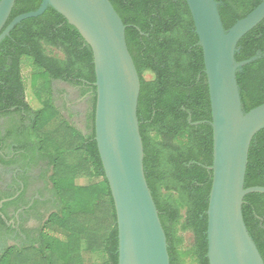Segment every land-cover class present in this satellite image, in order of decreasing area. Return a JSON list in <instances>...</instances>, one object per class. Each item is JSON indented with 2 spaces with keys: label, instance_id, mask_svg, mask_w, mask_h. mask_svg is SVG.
Wrapping results in <instances>:
<instances>
[{
  "label": "trees",
  "instance_id": "16d2710c",
  "mask_svg": "<svg viewBox=\"0 0 264 264\" xmlns=\"http://www.w3.org/2000/svg\"><path fill=\"white\" fill-rule=\"evenodd\" d=\"M215 1L227 31L262 0ZM41 2L17 0L5 27L36 11ZM109 2L126 26V45L140 79L137 118L144 173L169 263L181 264L180 230L193 236L196 264H209L206 212L213 132L202 50L190 11L185 0ZM257 53L264 54V20L241 38L235 61ZM25 59L34 67L29 86H41L36 91L43 104L39 110L25 101ZM146 72L151 80L143 78ZM236 80L244 113L264 104V56L238 71ZM94 83L90 48L50 7L16 25L1 41L0 150H7L0 153V166L18 167L20 182L16 189L4 186L0 174V202L7 200L0 208V241L13 236L28 245L0 250V264H84V255L96 252L105 254L103 264H117L116 217L94 141ZM33 173L38 178L32 180ZM80 176L101 180L80 186L75 183ZM40 183L41 189L36 188ZM47 185L53 199L44 193ZM257 186L264 187V130L252 139L245 173L244 187ZM41 208L48 215L31 233L24 223L32 215L41 221ZM242 215L264 262V194L245 196ZM17 220L20 231L10 223Z\"/></svg>",
  "mask_w": 264,
  "mask_h": 264
},
{
  "label": "water",
  "instance_id": "95a60500",
  "mask_svg": "<svg viewBox=\"0 0 264 264\" xmlns=\"http://www.w3.org/2000/svg\"><path fill=\"white\" fill-rule=\"evenodd\" d=\"M16 1L0 0V43L16 25L50 7L92 52L94 141L116 217L117 264H170L165 232L144 173L137 118L140 79L126 45V26L109 0H42L36 11L15 17L5 27ZM185 2L202 50L213 132L206 257L209 264H264L242 215L245 196L264 194V187H244L250 144L264 130V104L244 113L236 80L238 71L264 54L235 61L241 38L264 20V0L227 31L215 0Z\"/></svg>",
  "mask_w": 264,
  "mask_h": 264
},
{
  "label": "rangeland",
  "instance_id": "374dc122",
  "mask_svg": "<svg viewBox=\"0 0 264 264\" xmlns=\"http://www.w3.org/2000/svg\"><path fill=\"white\" fill-rule=\"evenodd\" d=\"M34 72V67L32 66V63L30 60L25 59L23 60V64L21 67V74L26 86V92H25V101L27 105L32 110H39L42 108L43 104L41 101H38L36 98V91L40 89V83L37 85L36 88H31L29 86L30 83V75ZM143 78L145 80H151L153 78V75L149 72H146L143 74ZM43 99L45 97L43 96ZM79 102V100L77 101ZM57 121H55L51 127L55 126ZM49 129V128H47ZM101 178H97L94 176L87 177V176H80L77 177L75 180V183L80 186L87 185L89 183H93L96 181H100ZM48 215V214H47ZM47 215L44 216V218L41 220V222H32L28 223L27 227L32 228L35 231L39 230L42 226V222L46 220ZM178 236L181 238V244H180V253H181V264H196L195 258L192 253V247H193V236L190 232H182L178 231ZM28 245V243L24 242H14L12 240H5L3 242H0V250H3L7 246H17V247H24ZM107 260L105 254L102 252H96L91 254L84 255L83 263L84 264H103Z\"/></svg>",
  "mask_w": 264,
  "mask_h": 264
},
{
  "label": "flooded vegetation",
  "instance_id": "af4514ba",
  "mask_svg": "<svg viewBox=\"0 0 264 264\" xmlns=\"http://www.w3.org/2000/svg\"><path fill=\"white\" fill-rule=\"evenodd\" d=\"M2 123H3V119L0 118V124H2ZM11 147H12V146H11ZM10 149H11V148H8V150H10ZM6 150H7V149L4 148L3 151L0 150V153L3 154L4 152H6ZM18 171H20V169H19L18 167H15V166H13V167H9V168H6V167H2V166H0V174L3 176V185H4V186L9 185L10 188H12V189H16V185H17V183L20 182V181L17 179V178H18V173H19ZM30 176H31V179H32V180L35 179V178H38V177H36L37 175H35L34 173L31 174ZM43 180L46 182L47 178H46V179L43 178ZM14 181H16V183H14ZM40 185H41V183L38 184V185L36 186V188L38 187V189H41V188H40ZM49 189H50V186L47 185V186H46V191H45L44 193H46V194L48 193L47 196H50V197L53 199L52 194L48 192ZM39 213H40V215H43V218H44V216L46 215V213H45V209H44V208L39 209ZM17 214H18V213L15 214V218L18 217ZM34 221H35V222H41L40 220L36 219V218L33 217V215H32V216H30V217L26 220V222L24 223V228L30 230L31 233H33L35 230L32 229V228H31V229L28 228V227H27V224H28V223H32V222H34ZM10 223H11V225H12L13 228H15L16 230L20 231V228H19V226H20V221H19V220H17L16 224H13V221H11ZM42 224H43V222H42ZM20 233H21V232H20ZM36 235H37V232L34 233V236H36ZM34 236H33V237H34ZM22 238H23V240H25V236H23ZM5 240H12V241H14V242H18V240H16L15 238H13V236H12L11 239H10V238H9V239H3V240H1L0 242H3V241H5Z\"/></svg>",
  "mask_w": 264,
  "mask_h": 264
}]
</instances>
